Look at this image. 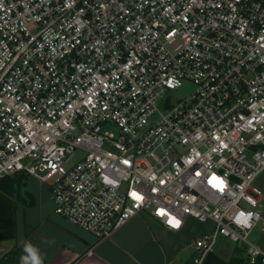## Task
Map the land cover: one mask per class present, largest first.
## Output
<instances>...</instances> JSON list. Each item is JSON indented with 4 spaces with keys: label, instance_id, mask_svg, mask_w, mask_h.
<instances>
[{
    "label": "built area",
    "instance_id": "built-area-1",
    "mask_svg": "<svg viewBox=\"0 0 264 264\" xmlns=\"http://www.w3.org/2000/svg\"><path fill=\"white\" fill-rule=\"evenodd\" d=\"M263 170L264 0H0V178L96 240L147 210L213 223L190 264L219 236L264 264Z\"/></svg>",
    "mask_w": 264,
    "mask_h": 264
},
{
    "label": "crops",
    "instance_id": "crops-1",
    "mask_svg": "<svg viewBox=\"0 0 264 264\" xmlns=\"http://www.w3.org/2000/svg\"><path fill=\"white\" fill-rule=\"evenodd\" d=\"M26 193L33 203L27 205L29 214H23L21 220L20 212L28 203L17 201L21 210L19 215L16 213V227L18 219L22 229L19 246L35 263L38 259L42 264H187V255L193 252V242L177 250L163 246L155 232V223L158 231L166 235L178 233L185 225L178 231H170L150 212L140 211L110 237L96 240L91 233L56 214L51 196L46 192L36 189V194L28 190ZM258 245L264 251V241Z\"/></svg>",
    "mask_w": 264,
    "mask_h": 264
},
{
    "label": "rangeland",
    "instance_id": "rangeland-1",
    "mask_svg": "<svg viewBox=\"0 0 264 264\" xmlns=\"http://www.w3.org/2000/svg\"><path fill=\"white\" fill-rule=\"evenodd\" d=\"M194 89V85L190 80H184L182 83V86L178 88L177 90L173 91V101H176L177 99H182L184 97H187ZM116 132V130H115ZM27 183L24 187H21L19 190V194L21 197H23L26 201V203L29 201L30 197L28 196V193H26V190L29 192H32L33 194H36V189L43 190V192L50 195L49 191L47 190V187L41 183L38 182V180L34 177H28ZM39 186V187H38ZM253 187H256L261 190L262 195L264 196V170L260 172L252 183ZM20 202V201H19ZM52 202V201H51ZM22 203V202H21ZM23 202V204H26ZM29 204H26L23 209L21 210L19 208V205H17V215H19V212L21 215V220L24 217L23 214L28 215L29 210H27ZM142 212H149L147 210H144ZM20 218V216H19ZM20 220V222H22ZM19 220L17 219V227H16V237L13 240L8 241H0V254L2 257V262L0 264H36L34 261V258L31 256H28L22 252V249L19 246L18 239L20 236H22V229L19 226ZM213 230V223L210 221L207 222H198L197 220L189 217L186 220L185 227L179 231L178 233H168L162 234L158 231V224L155 223V232L158 233V237L161 239V243L163 246L168 247L171 246L174 250H177L179 247L183 245L191 244L196 236H200L202 233H210ZM247 239L250 242L261 244L264 241V231L261 230L260 224L255 226L250 233L247 236ZM242 248L241 242H233L230 241L227 238H224L222 236H219L217 239V243L214 247V252L222 257H231L233 255H238V252H241L240 254L245 256V251H241ZM244 250V249H243ZM193 255H196V252L193 249V252L190 253V255H187V264L192 260Z\"/></svg>",
    "mask_w": 264,
    "mask_h": 264
},
{
    "label": "trees",
    "instance_id": "trees-1",
    "mask_svg": "<svg viewBox=\"0 0 264 264\" xmlns=\"http://www.w3.org/2000/svg\"><path fill=\"white\" fill-rule=\"evenodd\" d=\"M28 177L21 172L0 178V241L13 240L16 237L17 201H25L19 194V190L25 186ZM27 203L32 204L33 201L29 199ZM240 250L244 251L243 249ZM240 253L224 259L212 251L205 256L202 264H246L245 256ZM40 264L42 263L40 262Z\"/></svg>",
    "mask_w": 264,
    "mask_h": 264
},
{
    "label": "clouds",
    "instance_id": "clouds-1",
    "mask_svg": "<svg viewBox=\"0 0 264 264\" xmlns=\"http://www.w3.org/2000/svg\"><path fill=\"white\" fill-rule=\"evenodd\" d=\"M29 251H32V249L29 248ZM36 264H40V261L38 259L36 260Z\"/></svg>",
    "mask_w": 264,
    "mask_h": 264
},
{
    "label": "snow or ice",
    "instance_id": "snow-or-ice-1",
    "mask_svg": "<svg viewBox=\"0 0 264 264\" xmlns=\"http://www.w3.org/2000/svg\"><path fill=\"white\" fill-rule=\"evenodd\" d=\"M127 163V162H126ZM178 223V222H177Z\"/></svg>",
    "mask_w": 264,
    "mask_h": 264
}]
</instances>
